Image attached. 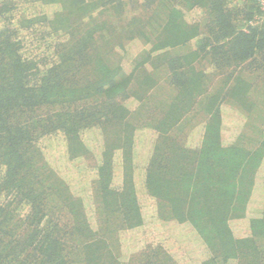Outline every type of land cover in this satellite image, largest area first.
Returning a JSON list of instances; mask_svg holds the SVG:
<instances>
[{
  "label": "trees",
  "instance_id": "16d2710c",
  "mask_svg": "<svg viewBox=\"0 0 264 264\" xmlns=\"http://www.w3.org/2000/svg\"><path fill=\"white\" fill-rule=\"evenodd\" d=\"M0 264H264L256 0H0Z\"/></svg>",
  "mask_w": 264,
  "mask_h": 264
},
{
  "label": "rangeland",
  "instance_id": "374dc122",
  "mask_svg": "<svg viewBox=\"0 0 264 264\" xmlns=\"http://www.w3.org/2000/svg\"><path fill=\"white\" fill-rule=\"evenodd\" d=\"M226 114L230 116V118H228L229 120L226 117L225 120L228 121V125L231 127L232 130H230L229 127V129H225V133L226 135H231L234 131L233 129L235 128L234 120L236 117L234 115L228 114V112ZM59 139H60L59 137H55L53 140H51V142L48 141L44 142L45 152L50 162L57 165L61 174L63 173L65 174L67 170L62 166L61 163L62 160H64V156H63V147L59 142ZM85 175L86 174L82 175V177L81 175H74V177L70 176L69 179L72 180L74 186L79 185L81 187L84 184V182H86L85 181L86 179L84 180V178L86 177ZM81 190L80 191L82 193H86L85 186L81 187ZM140 198H141L140 203L142 205L143 214L146 217L147 214L150 215V212L152 211V208L154 206L152 205L151 200H149L147 197L140 196ZM152 221L147 223V225H149L148 227L146 226L147 232L143 228H137L133 231H126L123 233L124 239L122 241V247L124 254H128L130 251L141 248L145 243H147V241H152V242L163 241V244L165 246L170 247L169 238H167L164 235V231H163L164 227H158L156 222L154 221L155 223H153ZM235 228L238 229V226L235 225ZM172 247L177 248V245H172Z\"/></svg>",
  "mask_w": 264,
  "mask_h": 264
},
{
  "label": "built area",
  "instance_id": "2783aa9c",
  "mask_svg": "<svg viewBox=\"0 0 264 264\" xmlns=\"http://www.w3.org/2000/svg\"><path fill=\"white\" fill-rule=\"evenodd\" d=\"M256 2L259 4L262 15L264 16V0H256Z\"/></svg>",
  "mask_w": 264,
  "mask_h": 264
}]
</instances>
